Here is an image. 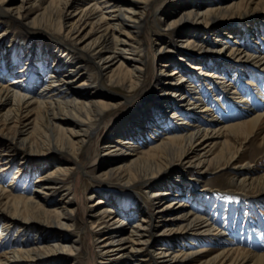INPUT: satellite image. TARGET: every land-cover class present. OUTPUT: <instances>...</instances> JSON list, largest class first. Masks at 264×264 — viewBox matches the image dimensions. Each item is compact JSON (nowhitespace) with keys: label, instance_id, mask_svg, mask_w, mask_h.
<instances>
[{"label":"bare ground","instance_id":"1","mask_svg":"<svg viewBox=\"0 0 264 264\" xmlns=\"http://www.w3.org/2000/svg\"><path fill=\"white\" fill-rule=\"evenodd\" d=\"M37 1L0 0L20 24L0 18V264H264L195 187L228 166L238 193L264 194V171L243 157V141H264V0H45L31 14ZM147 45L154 96L113 92L141 84ZM90 166L112 190L84 204ZM115 185L143 190L129 200Z\"/></svg>","mask_w":264,"mask_h":264},{"label":"rangeland","instance_id":"2","mask_svg":"<svg viewBox=\"0 0 264 264\" xmlns=\"http://www.w3.org/2000/svg\"><path fill=\"white\" fill-rule=\"evenodd\" d=\"M45 4H46L45 0L37 1L35 5L29 7L30 13L34 14L40 11ZM0 18L1 21L4 19V21H6L8 24L11 25V30H16L18 29V27H20L19 23L17 24L14 23L12 20H10V18L9 20H7L8 17L1 16ZM223 20L227 21L226 24H231V25H236V24L240 25L245 23V18H234L233 20H230V22H228L229 21L228 18H225ZM1 29L2 27L0 24V30ZM152 30H154V24H152ZM50 31L52 30L49 29L48 32ZM9 34H11V32H9L6 38L4 39V44L9 43L8 39L11 36ZM46 38H50V37L45 35V39ZM30 40H32L31 37L30 38L28 37L26 41L29 42ZM149 48L150 47L147 45L143 50V56L146 58L147 65H146V73H144L142 77L141 84H139L136 89L132 90V92L128 91L127 89L120 90L118 87L109 86L113 92L124 96L129 93L142 91L141 94L139 95V97L142 96L141 100L137 102L149 101L154 96L156 90L153 88L152 81L155 74L154 70L156 69L157 64H155L152 56L153 51H151ZM189 49H192V47L191 48L189 47ZM104 83H106V81H104ZM242 84H244V89L246 90L245 83L241 82V85ZM235 85H239V83H235L234 86ZM259 87L262 89L264 95V81H261L259 83ZM249 92L252 93V91ZM243 93L244 92H242V94ZM252 94L250 95L249 99L252 103H255L257 101H255L256 98H254V96L251 97ZM222 96L223 95H221L220 98L222 99V101L225 102L224 100L225 97L222 98ZM256 104L258 105L259 102L255 103V105ZM218 107L219 105L215 107L216 114L218 117L224 118V115L226 116L228 113H229L228 115H230V112L222 111V107L221 106L220 108ZM216 108L221 111L217 110ZM262 109L264 110V106L262 107ZM236 115H235L236 119H240L242 118L243 113L238 116ZM249 139H247V141H243L244 144L243 157H245V159H247L252 164L253 167L255 166L256 168H258V171L263 172L264 171V141L261 139V135L252 136V138L250 137ZM227 167L222 168L221 170L215 172L214 167L212 166V168H210L208 171L200 172L199 174L196 173V179H195L196 189L201 190L205 188L203 193L198 196L199 199L198 201L203 200V202L206 204L208 216L209 217L211 216L210 219L212 218L211 220L216 223V226L220 228L223 227L222 229L227 228L228 230L230 229L233 230L232 232L234 233V238H235L234 241L237 244L246 247L252 251H257V252L262 251L264 250V194H262L261 196L258 195L256 196V193H253L251 191L252 189H247L246 192L247 195L238 193L241 187L239 186V184L235 183L231 178L232 168L230 167L227 168ZM99 168L100 167H95V166L88 167L86 169L87 174L83 176V180H80L77 185V191L80 195V200L84 204L88 203L89 200H91L88 197L90 196L92 191H96L100 194L101 192L112 190V187L108 186L106 183L95 180L97 179L96 171H98ZM8 181H9L8 177H4L1 183L6 186ZM24 183L25 180L21 181L20 186ZM115 187L118 188L117 192L118 191L120 192V190L122 189L123 193L127 194V199L129 200L134 197H135L134 199H136L137 197L136 191L137 193H141L143 190V187H141L140 185L135 189V191H130L129 189L120 187L118 185H115L114 188ZM182 196L183 195L181 194L169 195L163 200H161V206L164 205V201L166 200H171V198L174 197L173 199L178 201L182 198ZM201 206H199V208L197 209V213L199 214L203 213V209L201 208ZM169 209L170 210L166 212L165 217H168L167 215H169L171 212L174 211V209L171 208ZM100 217L101 214L94 216V218L97 219ZM170 221L172 220L166 219L163 222H161L162 223L161 228L166 227V225L170 223ZM133 222L134 220L133 218H131L129 220V224H132ZM77 231H78L77 229L72 230L70 233V237L74 238L75 234L78 233ZM194 242H195L194 247L202 246L205 248H210L209 251H212V248H216L218 246V244H216V242L213 241V239H196ZM87 244H89L88 239H87ZM158 260L159 258L155 257V259L151 262V264L156 263V261ZM131 261H132L131 258H127L121 264H129Z\"/></svg>","mask_w":264,"mask_h":264}]
</instances>
